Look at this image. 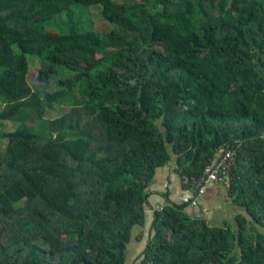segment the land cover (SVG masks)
Returning <instances> with one entry per match:
<instances>
[{
	"label": "trees",
	"instance_id": "1",
	"mask_svg": "<svg viewBox=\"0 0 264 264\" xmlns=\"http://www.w3.org/2000/svg\"><path fill=\"white\" fill-rule=\"evenodd\" d=\"M0 68V264H128L158 170L237 142L239 229L169 203L142 264H264V0H0Z\"/></svg>",
	"mask_w": 264,
	"mask_h": 264
},
{
	"label": "crops",
	"instance_id": "2",
	"mask_svg": "<svg viewBox=\"0 0 264 264\" xmlns=\"http://www.w3.org/2000/svg\"><path fill=\"white\" fill-rule=\"evenodd\" d=\"M222 153L218 156L220 158ZM150 204L148 221L145 227H137L128 247V264H142L145 250L152 237L154 210L169 203L183 205L190 203L186 212L191 218L205 220L214 228L239 229L238 219L248 217L247 210L236 203L225 185L212 183L204 196H198L187 189L182 180L177 160L160 168L148 190Z\"/></svg>",
	"mask_w": 264,
	"mask_h": 264
},
{
	"label": "built area",
	"instance_id": "3",
	"mask_svg": "<svg viewBox=\"0 0 264 264\" xmlns=\"http://www.w3.org/2000/svg\"><path fill=\"white\" fill-rule=\"evenodd\" d=\"M243 148L242 142H237L230 145L228 149L222 151V156L211 161L201 178H196L187 173H181L184 186L194 191L198 196H204L208 190V187L212 183H219L225 185L229 190L232 189L231 174L234 168L237 166L238 157ZM164 207H160L154 210L156 212H162Z\"/></svg>",
	"mask_w": 264,
	"mask_h": 264
},
{
	"label": "rangeland",
	"instance_id": "4",
	"mask_svg": "<svg viewBox=\"0 0 264 264\" xmlns=\"http://www.w3.org/2000/svg\"><path fill=\"white\" fill-rule=\"evenodd\" d=\"M85 15L89 16L92 19L95 28L99 32L104 31L105 33H107V31L110 30L111 25L102 17L100 9L94 7L89 8L88 10H86ZM28 58L30 60L29 79L31 81L32 86H34V88L38 90L33 81L36 78V76L39 74V61L36 60V58L31 55H28ZM0 70L4 71V68H0ZM6 106L7 103L2 99H0V113L6 108ZM72 109H73L72 106L60 105L55 103L53 108L49 109V111L47 112L45 119L48 120L58 119L64 116L65 114H67L68 112H70ZM39 123L40 122L38 120L30 121V124L33 125L34 127L38 126ZM20 124H21L20 122H16V121H7L4 127L0 130V133L5 134L7 132L15 131L20 126ZM7 147H8V140L4 138L0 139V153L2 155H5Z\"/></svg>",
	"mask_w": 264,
	"mask_h": 264
}]
</instances>
